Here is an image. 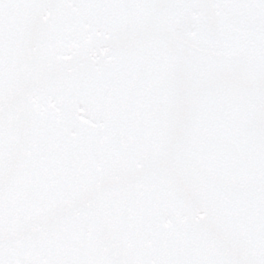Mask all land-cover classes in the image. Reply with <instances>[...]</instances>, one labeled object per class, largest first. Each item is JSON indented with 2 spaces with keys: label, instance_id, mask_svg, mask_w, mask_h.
Wrapping results in <instances>:
<instances>
[{
  "label": "snow or ice",
  "instance_id": "snow-or-ice-1",
  "mask_svg": "<svg viewBox=\"0 0 264 264\" xmlns=\"http://www.w3.org/2000/svg\"><path fill=\"white\" fill-rule=\"evenodd\" d=\"M0 264H264V0H0Z\"/></svg>",
  "mask_w": 264,
  "mask_h": 264
}]
</instances>
